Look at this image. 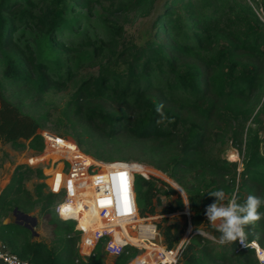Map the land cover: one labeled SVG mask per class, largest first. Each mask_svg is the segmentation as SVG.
I'll return each instance as SVG.
<instances>
[{"label":"trees","instance_id":"1","mask_svg":"<svg viewBox=\"0 0 264 264\" xmlns=\"http://www.w3.org/2000/svg\"><path fill=\"white\" fill-rule=\"evenodd\" d=\"M69 1L90 9L100 0ZM247 1L259 7L258 0H163L153 21L154 33L123 53L132 54L133 66L126 65L120 71L99 70L87 77L70 94L62 112L70 124L91 123L108 139L122 135L143 143L139 157L101 156L88 148L84 151L98 160L138 162L135 168L142 172L156 173L146 165L164 172L185 191L193 229L203 227L218 238L220 233L206 217L207 206L215 201L209 191L223 189L229 198L235 192L238 203L249 194L264 197V154L261 139L250 126L259 122L264 112V22ZM119 5L121 10L132 9L146 16L155 4L153 0H121ZM35 10L43 12L36 14ZM64 20L56 0H0V141L24 147L29 140L28 147L42 151L44 142L38 130L45 127L49 114L41 111L39 104L48 91L65 84L52 76L47 63L29 44L21 46L14 33L21 26L39 23L53 42L71 49L55 33ZM185 27L190 28L194 43L180 38ZM116 29L112 38L121 34L122 29ZM91 138L92 133L79 138L78 146ZM214 138L221 145L230 140L243 154L240 170L236 161L207 153L206 147ZM53 171L59 173V166ZM29 174L40 177L42 171L18 165L0 192V242L31 264H71L69 260L74 264H104L100 243L87 260L79 257V231L74 229V221L57 216L53 210L56 195L44 191L43 181L33 191L24 185ZM159 181L166 187L153 179L135 177L141 216L155 213L161 194L176 195L163 213L183 210L180 194ZM36 206L49 227L50 243L34 239L24 224L2 223V218L15 209L30 214ZM260 211L264 212V206ZM157 225L166 247L179 242L184 227L178 221ZM246 232L247 242L257 240L263 246L264 218L246 226ZM210 242L194 234L182 250L181 264H259L248 247L234 254L235 242L229 248ZM133 255L135 251L115 257L113 264H125Z\"/></svg>","mask_w":264,"mask_h":264},{"label":"rangeland","instance_id":"2","mask_svg":"<svg viewBox=\"0 0 264 264\" xmlns=\"http://www.w3.org/2000/svg\"><path fill=\"white\" fill-rule=\"evenodd\" d=\"M162 1L163 0H153V4H155L153 10L151 13L144 16L136 10H121V6L119 5L121 0H100L98 3L95 2L94 6L90 9L82 8L69 0H56L57 8L63 9L65 18L62 28L55 32L56 37H58L62 43L72 46L71 49H66L56 42H53L50 34L40 29L39 23L27 27H19L14 33V38L18 43L21 46L29 44L35 52V55L37 56V54H39V59L47 63L48 71H50L52 76L57 81L64 82L65 84V86L58 89L48 91L45 95V100L39 104L40 110L47 111L49 114V119L44 124L45 127L38 130L41 136L45 133H51L64 139L73 140L77 143L79 138H85L92 133V138L87 139L89 143L85 141V144L81 146L83 151H87L86 149L88 148V150L97 152L101 156L125 154L134 155L136 157H139V155L142 156L143 152L141 150L139 152V148H143V143H138L122 135H117L113 140L108 139L103 136L101 132L96 131L91 123L89 125L84 123H76L75 125L70 124L65 119V113L62 112L70 94L76 90L87 77L97 75L99 70L105 71L110 68H116L120 71L121 69L123 70L126 65L133 66V61L131 59L132 54L127 56L123 55V53L127 47L141 45L154 33L152 25L157 13L161 10ZM247 2L250 5V2ZM261 2L262 0H259L258 3ZM118 7L120 9H116ZM250 7L253 10V5H250ZM38 12L42 13L43 10H38ZM38 12L35 10L36 14H38ZM116 28L122 29L121 34L112 38L113 32L117 30ZM190 35L191 31L188 27H185L184 30L180 32V38L183 39V41H191L194 43ZM109 41L110 43L108 45L103 44V42L107 43ZM60 119L62 122H59ZM248 124H250V122ZM73 126H75V128H73ZM250 126L254 128L255 132L260 137V148L261 152L264 154V112L260 113V121L251 123ZM81 129L85 131H82V133L78 135ZM28 142L29 140L25 141L26 146L24 147H13L9 143L0 141V192L10 181L18 165L40 168L42 171L41 178L35 174H29L24 180V185L30 191H33L34 186L43 181L45 184L44 191L47 192V185L50 184V177H47V174L49 170L54 167L52 164V156L57 155L55 153H52V155L46 154L43 156V158H45L43 161H37L35 157L43 152L44 147L42 151H39L28 147ZM243 145L242 148H244ZM206 149L209 155L215 153L216 156H223L228 161L230 156L235 157L231 161H236L238 163V170H240L243 154L239 153L238 148L231 144L230 140L224 145H221L219 140L214 138L210 140ZM89 156H91V154ZM36 158L39 159L38 157ZM118 158L119 157H113L112 159ZM146 166L156 172L149 175L150 179L155 180V183L163 188H165L166 185L159 180L168 183L180 194L184 202L183 210L163 213L162 211L164 208L174 203L176 195L165 196L161 194L159 196V203L156 202L155 213L149 216H151L156 223L162 222V225L175 220L182 226L186 221L185 226L183 225L184 230L182 236L185 235L189 225L192 227L189 204L185 191L164 172L149 165ZM58 199L59 197L56 195L55 203ZM224 203H227V200ZM38 210L39 207L36 206L30 213V215L35 216L38 220L34 228L36 232L34 239L50 243L51 234L49 227L44 225L41 220L43 217ZM7 218L9 222L15 220V216L10 212L6 217L2 218V223L3 220ZM163 218H167L168 220L162 221ZM200 230L210 234L212 238L206 237L211 241L210 243L219 244L218 237L214 232L203 227H201ZM223 246L229 248L230 244ZM138 253H140V251H138ZM103 260L104 264H113L114 257L103 254ZM69 261L71 264H74V260ZM179 264H181V262H179Z\"/></svg>","mask_w":264,"mask_h":264},{"label":"built area","instance_id":"3","mask_svg":"<svg viewBox=\"0 0 264 264\" xmlns=\"http://www.w3.org/2000/svg\"><path fill=\"white\" fill-rule=\"evenodd\" d=\"M253 11L264 22V6H253ZM42 137L44 149L36 156L39 159H35L43 161L44 155L52 153L58 156L53 159L54 167L47 174L50 177L47 191L59 197L55 205L61 208L63 215L57 213V216L74 221V229L79 231L77 249L81 259L89 257L100 243L103 253L114 258L135 251L125 264H138V258L142 264H179L182 250L194 233L212 238L189 225L175 246L166 247L156 221L149 215L141 216L136 204L135 177L140 175L148 180L154 173L137 170L135 164L138 162L135 161L94 159L73 140L51 133L42 134ZM58 166L59 173L54 172ZM253 241L264 253V246L257 241L246 243L251 245ZM235 243V254L248 247L246 243ZM248 248L261 264L256 248ZM0 261L3 264H31L10 253L1 242Z\"/></svg>","mask_w":264,"mask_h":264},{"label":"clouds","instance_id":"4","mask_svg":"<svg viewBox=\"0 0 264 264\" xmlns=\"http://www.w3.org/2000/svg\"><path fill=\"white\" fill-rule=\"evenodd\" d=\"M159 111V109H158ZM161 121H157L159 124ZM233 157H229V161ZM208 194L215 198V201L206 208V217L209 224L216 229L220 236L218 243L221 245L233 244L241 242L245 244L248 233L246 226L254 225L256 222L264 218V212L260 208L264 206V197H258L249 194L243 203H238L237 194L232 193L229 198L223 189L209 191ZM227 200V203H224ZM53 210L63 215L59 206L53 205ZM248 247H255L261 264H264V253L261 252L258 245L253 241ZM138 264H142L138 258Z\"/></svg>","mask_w":264,"mask_h":264},{"label":"water","instance_id":"5","mask_svg":"<svg viewBox=\"0 0 264 264\" xmlns=\"http://www.w3.org/2000/svg\"><path fill=\"white\" fill-rule=\"evenodd\" d=\"M13 215L15 216L14 222H16L18 224H24L25 226H27L31 230L33 235H36L34 228H35L36 223H37V218L35 216L30 215V214H26V213H22V212H17V209L14 210ZM7 223H9L8 218L3 220V224H7Z\"/></svg>","mask_w":264,"mask_h":264},{"label":"crops","instance_id":"6","mask_svg":"<svg viewBox=\"0 0 264 264\" xmlns=\"http://www.w3.org/2000/svg\"><path fill=\"white\" fill-rule=\"evenodd\" d=\"M258 2H259V0H258ZM260 5H262V2L261 3H259ZM263 6V5H262ZM38 221V220H37ZM36 227V226H35ZM83 260H87L88 259V257L87 258H82ZM0 264H3L1 261H0Z\"/></svg>","mask_w":264,"mask_h":264},{"label":"snow or ice","instance_id":"7","mask_svg":"<svg viewBox=\"0 0 264 264\" xmlns=\"http://www.w3.org/2000/svg\"><path fill=\"white\" fill-rule=\"evenodd\" d=\"M235 157H233V159H234Z\"/></svg>","mask_w":264,"mask_h":264}]
</instances>
